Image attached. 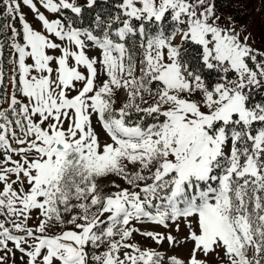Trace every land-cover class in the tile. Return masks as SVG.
Wrapping results in <instances>:
<instances>
[{"label": "snow or ice", "instance_id": "6c2138e0", "mask_svg": "<svg viewBox=\"0 0 264 264\" xmlns=\"http://www.w3.org/2000/svg\"><path fill=\"white\" fill-rule=\"evenodd\" d=\"M229 7L0 0V264H264V50Z\"/></svg>", "mask_w": 264, "mask_h": 264}, {"label": "trees", "instance_id": "16d2710c", "mask_svg": "<svg viewBox=\"0 0 264 264\" xmlns=\"http://www.w3.org/2000/svg\"><path fill=\"white\" fill-rule=\"evenodd\" d=\"M228 11L234 15L237 25H245L256 16L264 15V0H230ZM258 30L264 34L262 28Z\"/></svg>", "mask_w": 264, "mask_h": 264}, {"label": "rangeland", "instance_id": "374dc122", "mask_svg": "<svg viewBox=\"0 0 264 264\" xmlns=\"http://www.w3.org/2000/svg\"><path fill=\"white\" fill-rule=\"evenodd\" d=\"M25 13L28 14V19L31 20V14L28 13V10L26 8L22 9ZM247 26L248 32L251 34V40L250 43H252L253 47L259 48L264 50V34L258 30L259 28H262L264 31V15L256 16L253 21H247L245 23ZM245 25H237L239 26H245ZM34 26H36L34 24Z\"/></svg>", "mask_w": 264, "mask_h": 264}]
</instances>
